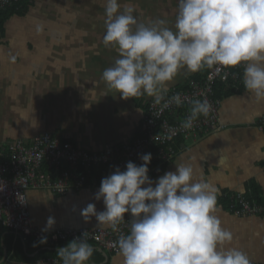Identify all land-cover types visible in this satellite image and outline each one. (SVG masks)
I'll return each mask as SVG.
<instances>
[{
	"label": "crops",
	"instance_id": "0c3cea01",
	"mask_svg": "<svg viewBox=\"0 0 264 264\" xmlns=\"http://www.w3.org/2000/svg\"><path fill=\"white\" fill-rule=\"evenodd\" d=\"M105 3L34 0L24 17L13 18L20 22L33 15L32 27H9V21L0 30V152L14 139L28 140L43 132H52L90 152L134 140L144 116L138 98L148 101L153 97L125 100L103 81V71L118 58L115 49L103 44ZM157 11L149 16L150 21L164 19L165 26L174 28L178 11L170 7ZM50 16L56 19L55 24L46 26ZM57 21L71 24L62 27ZM184 77L178 74L167 91ZM237 86H242L241 91L221 99L220 117L226 128L198 140L178 141L177 157L159 175L149 177L155 181L175 171V164L190 163L199 169L195 179L203 177L219 189L216 215L222 227L233 234L227 247L244 251L251 263L264 264V215L239 217L226 205L225 194L232 192L264 202V132L257 125L264 116V104L255 102L243 81ZM99 187L66 196L49 189L29 190L33 224L45 229L48 218L53 217L55 224L48 230L98 227L94 216L85 221L80 212L89 203L95 204L97 212L104 210L103 201L94 198ZM89 244L94 252L87 264H122L119 252ZM64 246L23 239L0 223V264H40L47 259L43 255L46 249L53 252ZM50 258L62 264L58 256Z\"/></svg>",
	"mask_w": 264,
	"mask_h": 264
},
{
	"label": "clouds",
	"instance_id": "9594fccd",
	"mask_svg": "<svg viewBox=\"0 0 264 264\" xmlns=\"http://www.w3.org/2000/svg\"><path fill=\"white\" fill-rule=\"evenodd\" d=\"M104 7L103 44L118 58L102 79L121 98L147 95L160 103L181 70L219 73L243 64L244 88L264 104V0H178L174 28L164 19L140 23L135 8L125 5L120 11L118 0H106ZM173 100L179 105L180 95ZM210 110L207 99L193 101L181 127L190 129ZM140 159V165L129 161L125 170L117 167L102 178L94 198L103 201V211L89 203L80 212L85 221L94 216L98 227L114 232L130 217L129 232L117 240L122 264H251L244 251L227 247L233 234L216 215L219 189L203 177L196 180L199 169L175 164V171L153 181L151 153ZM54 224L49 217L43 231ZM46 242L42 237L40 243ZM93 252L85 232L59 247L57 256L62 264H87Z\"/></svg>",
	"mask_w": 264,
	"mask_h": 264
},
{
	"label": "built area",
	"instance_id": "2783aa9c",
	"mask_svg": "<svg viewBox=\"0 0 264 264\" xmlns=\"http://www.w3.org/2000/svg\"><path fill=\"white\" fill-rule=\"evenodd\" d=\"M23 0H0V11L17 6ZM244 65L224 68L219 73L211 69L199 80L186 82L163 94L160 103L148 101L141 127V136L132 143L109 146L97 153L75 148L70 141H63L49 133L36 135L31 140H12L0 152V223L16 236L34 238L40 242L69 243L87 233L88 243L103 250L118 253L117 240L130 229V217L112 231L100 227L58 228L43 231L31 219L27 192L31 189H49L58 194L80 191L90 185H97V174L113 172L115 168L125 170L131 161L140 165V156L151 153L148 175H159L161 167L172 162L179 154L178 141L198 140L226 128L221 122L222 100L216 97V84L241 85ZM187 80V81H188ZM179 94V105L173 97ZM207 99L211 110L207 117L199 116L190 129L181 127L190 114L192 102ZM167 104V106H165ZM258 128L264 132V116L259 119ZM151 160V162H152ZM227 209L236 216L264 215V202H257L243 192L225 194ZM58 260L47 258L40 264H57ZM251 264H261L252 262Z\"/></svg>",
	"mask_w": 264,
	"mask_h": 264
},
{
	"label": "trees",
	"instance_id": "16d2710c",
	"mask_svg": "<svg viewBox=\"0 0 264 264\" xmlns=\"http://www.w3.org/2000/svg\"><path fill=\"white\" fill-rule=\"evenodd\" d=\"M34 4V0H23L21 3H19L17 6H14L10 9H7L6 11H0V30H3L5 29L6 27V24L11 21V19H13L14 17H24L29 9L33 6ZM211 69H203L199 72H195V73H192L189 77H191V79H195V80H199L201 79L203 76H205L207 74V72H209ZM187 80L186 78L183 80H181V83H179L177 86L179 87H182L184 83H186ZM236 85H231V84H225V83H217L215 88H216V97L222 99L224 97H227L229 95H232V94H235L237 93L238 91H241L242 89V86H237L235 87ZM176 87V86H175ZM170 90V89H169ZM168 90V91H169ZM166 93V92H165ZM164 94V93H163ZM151 100V99H150ZM138 101H140L141 104V107L144 109V114H145V111H146V108H147V105H148V101H145L144 99L142 98H138ZM143 122H144V116L142 118V121L140 123V126H139V129H138V132L136 134V137L134 138V140L138 137L140 131H141V125H143ZM42 134V133H40ZM39 135V134H37ZM36 136V135H35ZM15 140V139H14ZM63 141H70L68 139H62ZM133 140V141H134ZM132 141V142H133ZM71 142V141H70ZM130 142V143H132ZM71 144L75 147V148H78L76 147L72 142ZM82 149V148H81ZM85 150V149H84ZM87 151V150H86ZM89 153H97V152H90L88 151ZM153 164L157 163L156 159H153L152 162ZM169 164V163H168ZM168 164L164 165L161 167V172L164 171V167H166ZM112 172L111 171H108L106 174H102V173H98L97 174V184L100 185L101 183V180L102 178L110 175ZM262 200V199H261ZM34 241H36V239L34 238H30ZM46 244H48L49 246H53L55 245L54 243H49V242H46ZM59 244H65L67 245L68 243H59ZM96 252V251H95ZM97 253V252H96ZM43 255L46 256V258H50L51 256L53 257H56L57 256V251H51L49 249H46V251L43 253ZM93 259V257H91V259L88 261V262H91ZM95 260V258H94ZM87 262V263H88Z\"/></svg>",
	"mask_w": 264,
	"mask_h": 264
},
{
	"label": "rangeland",
	"instance_id": "374dc122",
	"mask_svg": "<svg viewBox=\"0 0 264 264\" xmlns=\"http://www.w3.org/2000/svg\"><path fill=\"white\" fill-rule=\"evenodd\" d=\"M118 2L121 5L120 11H123V8H124L125 5H131V6H133L135 8L134 15L136 16L138 22L145 23V24L151 22L150 19H149V16L152 15L154 13V11L155 12H158L157 9H159V8H167V7H170L172 9L178 11V0H162V1L161 0H154L152 2H149L148 0H118ZM28 17H29L28 20L22 19L20 22L18 21V19H13L12 21H10L9 27H13V28H15V27H26V26L27 27H32L33 26V22H34V20L32 18H34V17H33V15H29ZM29 20L31 21V26H29V24H28L29 23L28 22ZM26 21L28 23H26ZM48 21L49 22L46 21V26H49L48 23L50 25H54L55 24L54 22L56 21V19H54L53 16H50ZM58 24L60 26H62V27L63 26L69 27V24H71V22L70 21L69 22H64L63 21L61 23L58 22ZM59 25H56V26L59 27ZM187 72H188L187 70H181L179 74L184 77V75L187 74ZM185 78H186V80L191 79V77H189V75H185V77L183 78V80ZM191 81L192 80H188L187 82L189 83ZM141 127H142V125H141ZM47 133H49V134H51L53 136H56V137L60 138V140L63 139L62 137H60V136H58V135H56V134H54L52 132H47ZM138 136H141V131H140V133H139ZM31 139H28V140H31ZM98 186H100V185H98V184L95 185V186L90 185V186H88L86 188H92V187H98ZM72 191L74 192L75 190H72ZM72 191H70V192H72ZM51 192H53V191H51ZM70 192H68V194ZM53 193H55V192H53ZM55 194H58V193H55ZM68 194H65V195L60 194V195L66 196Z\"/></svg>",
	"mask_w": 264,
	"mask_h": 264
},
{
	"label": "water",
	"instance_id": "95a60500",
	"mask_svg": "<svg viewBox=\"0 0 264 264\" xmlns=\"http://www.w3.org/2000/svg\"><path fill=\"white\" fill-rule=\"evenodd\" d=\"M63 228H65V227H63ZM66 228H68V227H66ZM58 229V228H57Z\"/></svg>",
	"mask_w": 264,
	"mask_h": 264
},
{
	"label": "flooded vegetation",
	"instance_id": "af4514ba",
	"mask_svg": "<svg viewBox=\"0 0 264 264\" xmlns=\"http://www.w3.org/2000/svg\"><path fill=\"white\" fill-rule=\"evenodd\" d=\"M43 133H47V132H43Z\"/></svg>",
	"mask_w": 264,
	"mask_h": 264
}]
</instances>
